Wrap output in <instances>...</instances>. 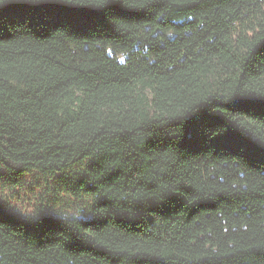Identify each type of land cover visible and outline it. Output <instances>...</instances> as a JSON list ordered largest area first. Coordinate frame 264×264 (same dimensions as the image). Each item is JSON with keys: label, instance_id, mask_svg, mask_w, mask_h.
Instances as JSON below:
<instances>
[{"label": "trees", "instance_id": "trees-1", "mask_svg": "<svg viewBox=\"0 0 264 264\" xmlns=\"http://www.w3.org/2000/svg\"><path fill=\"white\" fill-rule=\"evenodd\" d=\"M0 169L91 200L0 264H264V0H0Z\"/></svg>", "mask_w": 264, "mask_h": 264}, {"label": "rangeland", "instance_id": "rangeland-1", "mask_svg": "<svg viewBox=\"0 0 264 264\" xmlns=\"http://www.w3.org/2000/svg\"><path fill=\"white\" fill-rule=\"evenodd\" d=\"M115 56L121 62L126 60V55ZM78 172L51 180L39 174L14 179L0 169V174H4L0 181V201L20 218L34 216L43 211L59 216L89 217L90 198L79 201L69 194L66 186Z\"/></svg>", "mask_w": 264, "mask_h": 264}]
</instances>
